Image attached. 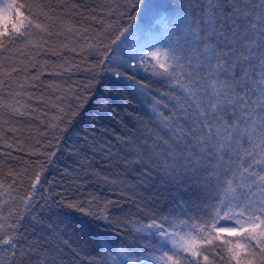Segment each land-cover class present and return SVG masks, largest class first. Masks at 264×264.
Listing matches in <instances>:
<instances>
[{"label":"snow or ice","instance_id":"obj_1","mask_svg":"<svg viewBox=\"0 0 264 264\" xmlns=\"http://www.w3.org/2000/svg\"><path fill=\"white\" fill-rule=\"evenodd\" d=\"M35 7L33 11L32 5L0 0V52H11L16 44H23L21 52L40 50L48 43L41 34L61 35L51 31L60 20L51 15L54 9L46 10L43 4ZM168 12L159 0H125L122 10L121 6L111 9L108 15L118 19L102 28L93 37L97 42L89 46L100 57L93 67L127 75L122 68L143 66L171 85L172 90L160 98L151 97L150 118L158 123L157 132L150 137L152 143L144 142L145 151L151 153V167L170 177L172 183L195 182L216 203L191 223L168 216L141 223L135 230L147 239L146 251L136 253L134 259L132 253L114 249L107 241H98V246L113 264H214L207 255L214 248L226 252L234 264H264V0L258 4L253 0H207L199 14L186 10L165 15ZM125 17L130 22L122 24ZM60 27L65 34L77 31L68 24ZM160 28L163 40L158 38ZM36 36H41V42H33ZM133 41L138 48L129 53ZM26 70L27 65L11 69ZM0 73L11 76L2 63ZM98 76L93 73V80L75 96L74 108L67 112L59 108L60 115L53 119L70 123L88 100L85 93L99 83ZM3 84L0 79V88ZM139 88L147 91L146 85ZM23 96L30 99L31 93ZM21 107L27 106L19 100L7 105L12 113L24 116L27 112L20 111ZM51 127L62 130L59 124ZM44 172L38 164L28 177L27 189H23V179L13 178L8 185L0 182V197H5L0 199V250L12 257L18 250L24 254L22 240L26 237L20 230L26 215L35 218L32 210L49 183ZM224 233L234 239L225 238Z\"/></svg>","mask_w":264,"mask_h":264},{"label":"trees","instance_id":"obj_2","mask_svg":"<svg viewBox=\"0 0 264 264\" xmlns=\"http://www.w3.org/2000/svg\"><path fill=\"white\" fill-rule=\"evenodd\" d=\"M159 2L169 8L165 15L174 16L186 10L199 14L207 0ZM253 2L258 4L259 0ZM17 3L32 5L33 11L38 4L45 5L46 10L54 9L51 15L60 20L51 31L61 35L41 34L48 43L40 50L21 52L23 44H16L11 52H0V63L11 72L10 77L0 73L4 80L0 88V103L4 105L0 109V182L8 185L13 178L23 179V189H27L28 177L38 164L49 181L37 208L32 210L35 218L26 215L20 230L26 237L22 240L24 254L18 250L12 257L0 250V264H113L103 256L98 241L132 253L134 259L136 253L146 251L143 246L147 239L135 230L141 223L163 216L189 219L190 223L203 217L204 210L216 201L202 194L195 182L172 183L170 177L151 167V153L144 147L145 140L151 144L150 137L158 130L157 121L150 118L151 97L160 98L172 90L171 85L143 66L122 68L127 75L93 67L100 60L95 49L89 47L97 42L93 37L118 19L108 12L117 6L122 10L125 0ZM21 11L27 15L26 8ZM137 19L141 17L137 15ZM120 22L130 21L125 17ZM61 24L74 26L77 31L65 34ZM41 36L34 37L33 42H41ZM158 38L164 39L162 28ZM23 65H27L26 71H11ZM97 72L99 83L85 93L89 98L71 122L54 120L60 115L59 108L67 112L75 107V96ZM129 76L134 79L129 80ZM140 84L146 85L147 91H141ZM16 92L22 95L14 96ZM23 93H31V98ZM17 100L27 106L20 108L26 115L8 110L7 105ZM52 124H59L62 130ZM140 159L143 163H133ZM73 203L78 207H69ZM223 236L234 239L228 233ZM207 255L214 264H234L220 248Z\"/></svg>","mask_w":264,"mask_h":264},{"label":"rangeland","instance_id":"obj_3","mask_svg":"<svg viewBox=\"0 0 264 264\" xmlns=\"http://www.w3.org/2000/svg\"><path fill=\"white\" fill-rule=\"evenodd\" d=\"M137 48H138L137 42L133 41V42L129 43V53H134ZM126 59H127V57H126Z\"/></svg>","mask_w":264,"mask_h":264}]
</instances>
